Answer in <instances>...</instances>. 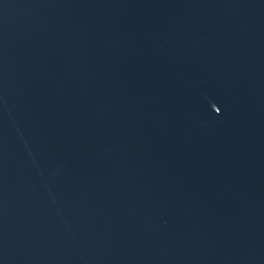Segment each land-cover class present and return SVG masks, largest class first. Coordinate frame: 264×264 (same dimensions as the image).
Wrapping results in <instances>:
<instances>
[{
  "label": "water",
  "instance_id": "1",
  "mask_svg": "<svg viewBox=\"0 0 264 264\" xmlns=\"http://www.w3.org/2000/svg\"><path fill=\"white\" fill-rule=\"evenodd\" d=\"M0 264H264V0H0Z\"/></svg>",
  "mask_w": 264,
  "mask_h": 264
}]
</instances>
